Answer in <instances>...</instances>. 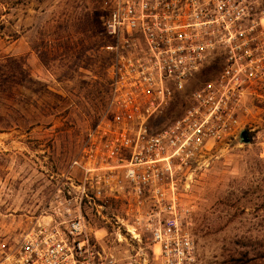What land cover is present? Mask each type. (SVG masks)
I'll return each instance as SVG.
<instances>
[{"label":"built area","instance_id":"built-area-1","mask_svg":"<svg viewBox=\"0 0 264 264\" xmlns=\"http://www.w3.org/2000/svg\"><path fill=\"white\" fill-rule=\"evenodd\" d=\"M101 21L106 110L52 210L1 243L0 264H117L97 235L109 225L125 240L148 234L160 264H196L195 172L264 103V0H102Z\"/></svg>","mask_w":264,"mask_h":264},{"label":"rangeland","instance_id":"rangeland-1","mask_svg":"<svg viewBox=\"0 0 264 264\" xmlns=\"http://www.w3.org/2000/svg\"><path fill=\"white\" fill-rule=\"evenodd\" d=\"M101 16L102 0H0V80L2 70L13 76L7 90L0 84V246L52 210L49 197L61 178L76 174L71 160L106 110L113 53ZM259 107L241 123L250 142L214 145L195 172L185 201L194 208L196 264H260L264 103ZM97 235L117 264H160L148 234L125 240L109 225Z\"/></svg>","mask_w":264,"mask_h":264},{"label":"trees","instance_id":"trees-1","mask_svg":"<svg viewBox=\"0 0 264 264\" xmlns=\"http://www.w3.org/2000/svg\"><path fill=\"white\" fill-rule=\"evenodd\" d=\"M3 66V65H2ZM1 80H0V84H2V86L4 87V89L7 90V88L5 87V85H7V83H9V81L12 79V74L8 71V70H2L1 71ZM262 253L263 254H259V261H260V264H264V250H262ZM245 255V254H243ZM239 264H249V262L246 260V261H242L239 260Z\"/></svg>","mask_w":264,"mask_h":264},{"label":"water","instance_id":"water-1","mask_svg":"<svg viewBox=\"0 0 264 264\" xmlns=\"http://www.w3.org/2000/svg\"><path fill=\"white\" fill-rule=\"evenodd\" d=\"M237 140L238 142H242V143H249L250 142V136L247 132L246 129L242 128L238 135H237Z\"/></svg>","mask_w":264,"mask_h":264}]
</instances>
